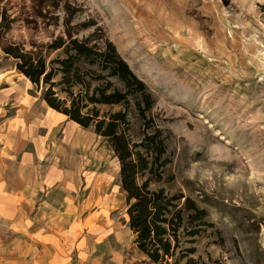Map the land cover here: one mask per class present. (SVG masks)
I'll return each instance as SVG.
<instances>
[{
    "label": "rangeland",
    "instance_id": "obj_1",
    "mask_svg": "<svg viewBox=\"0 0 264 264\" xmlns=\"http://www.w3.org/2000/svg\"><path fill=\"white\" fill-rule=\"evenodd\" d=\"M0 6L14 16L0 35V264H172L153 262L137 247L108 139L79 125L88 143L64 145L72 121L44 120L43 85L4 51L12 43L45 51L68 32L109 38L146 81L154 97L147 130L162 129L170 158L151 187L190 195L212 222L184 224L199 230L186 242L197 246L195 264H264V0ZM129 116L130 135L140 141L146 125L134 102Z\"/></svg>",
    "mask_w": 264,
    "mask_h": 264
},
{
    "label": "trees",
    "instance_id": "obj_2",
    "mask_svg": "<svg viewBox=\"0 0 264 264\" xmlns=\"http://www.w3.org/2000/svg\"><path fill=\"white\" fill-rule=\"evenodd\" d=\"M13 21L14 16L0 6V35L12 28ZM44 48L12 43L5 45L4 51L15 58L22 74L38 87L43 85L42 97L50 107L84 127L93 126L108 139L120 162L121 185L137 247L153 262L195 264L197 246L186 242H194L192 237L199 230H188L184 224L212 222L206 218V208L190 195L151 187L153 179L161 178L162 167L170 158L165 156L162 129L147 130L151 127L147 113L154 97L146 81L107 37L100 40L93 33L80 37L68 32L52 38ZM133 102L146 125L140 141H134L129 132ZM101 104L121 107L102 111Z\"/></svg>",
    "mask_w": 264,
    "mask_h": 264
},
{
    "label": "crops",
    "instance_id": "obj_3",
    "mask_svg": "<svg viewBox=\"0 0 264 264\" xmlns=\"http://www.w3.org/2000/svg\"><path fill=\"white\" fill-rule=\"evenodd\" d=\"M24 75V74H23ZM25 76V75H24ZM26 77V76H25ZM29 81H31L28 77H26ZM49 106V111L44 113V120L45 121H48L50 123H53V122H56V121H59L60 119H62L64 116H67L66 114L62 113V112H59L55 109H53L52 107ZM69 121H72V123L68 124L65 129H63V132L66 133V136L64 137V145H67L68 142H74L76 144H82V143H85L87 144L88 141H89V138L87 135H84L83 132H82V129L79 128V125L81 124H78L77 122H75L74 120L68 118ZM83 129H87V128H83ZM67 137H70L71 140ZM69 139V140H68ZM97 155H96V158L98 159L99 157V148L97 149ZM99 174L100 172L98 170H96V174H94V177L96 178V180L99 178ZM54 184L56 186H58V188H64V189H70L68 188V184H62V183H59L57 184V181L54 182ZM52 189H57L55 187H52ZM26 189L24 188L23 191H25ZM36 222H33L32 224L34 225ZM30 225V224H29ZM31 225V227L33 226ZM36 230H38L37 228L34 229L33 232H36ZM53 255H55L57 257V250L55 249L53 252H51ZM62 254V253H61ZM34 264V263H32ZM44 264H47V263H44ZM51 264V263H50Z\"/></svg>",
    "mask_w": 264,
    "mask_h": 264
}]
</instances>
